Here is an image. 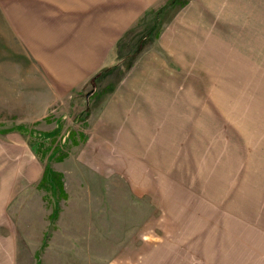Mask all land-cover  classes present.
<instances>
[{"label": "rangeland", "instance_id": "obj_1", "mask_svg": "<svg viewBox=\"0 0 264 264\" xmlns=\"http://www.w3.org/2000/svg\"><path fill=\"white\" fill-rule=\"evenodd\" d=\"M190 1L127 21V0H0V130L39 134L0 132V264L166 263L220 220L219 184L264 143V89H250L264 86V0L233 27L245 42L220 40L231 26L203 41L198 26L196 42L174 43L194 28L178 17ZM124 82L127 153L106 135L123 121Z\"/></svg>", "mask_w": 264, "mask_h": 264}, {"label": "crops", "instance_id": "obj_2", "mask_svg": "<svg viewBox=\"0 0 264 264\" xmlns=\"http://www.w3.org/2000/svg\"><path fill=\"white\" fill-rule=\"evenodd\" d=\"M168 1L127 0V21L141 15L142 11L147 8H153L150 10H158L160 8L164 10L168 6L166 5ZM216 1L217 3L213 4L212 0H191L183 10L186 12L178 17L180 24L190 27L194 26V28L188 29L189 32L184 37L178 36L175 30L174 35H172L174 43L186 41L191 44L192 42H196V37L190 31L198 29V26H201V34H206L204 35L205 37L212 34V32H207L206 29L215 26H231L229 33H227V29L226 33H224L225 35L219 33L221 35L220 40L226 43L228 41L245 42L246 38L241 36V30L238 29V25L242 27L246 23L243 24L242 21H238V18L242 20L244 12L249 17L252 9L253 11H257L260 0ZM193 19H195L194 22ZM154 24H156L155 21L151 25ZM235 26L238 27L234 29L233 27ZM132 29L127 28V32ZM208 40L210 39L207 37L203 41ZM114 59H116V56ZM99 69L86 79L82 88L89 83L91 77ZM237 74L243 73L237 72ZM259 74L264 75V70H261ZM124 83L126 88L124 90L125 105L123 121L120 123L116 119L118 124H115L113 129H109L106 135H108V138L123 139L126 145L116 147L115 149H125L124 153H127V82ZM241 83H244L245 87H249L250 80L245 78ZM95 87V84L92 85L93 92L95 91ZM254 88L264 89V86H260V81H256L254 78L251 81L250 89ZM152 106L154 107L148 109L154 112L157 104H152ZM117 126L118 129H116ZM129 129L131 130V128ZM93 138L96 137L89 135V141L91 142L90 149L92 151L95 148V144H92ZM96 141L99 143L100 139L97 137ZM98 152H100L99 148L96 150V153ZM252 154L250 167L247 165L248 161L240 164L242 167L239 169L235 167L237 171L239 170L241 176L235 174L233 178L230 177L224 180L226 183L219 184L221 188L219 189V197L216 199L220 203L227 202L229 206L223 207L221 204L222 213L218 222H204L203 242L191 240L187 243V246L181 247V250H184L182 253H185L182 258L173 257L166 263L162 259L157 258L155 264H264V143L260 147H256ZM122 168L125 171L127 170V167ZM213 200L215 201V199ZM160 246L159 243L156 244V248ZM177 249L179 248L177 247ZM146 263H148L147 259Z\"/></svg>", "mask_w": 264, "mask_h": 264}, {"label": "trees", "instance_id": "obj_3", "mask_svg": "<svg viewBox=\"0 0 264 264\" xmlns=\"http://www.w3.org/2000/svg\"><path fill=\"white\" fill-rule=\"evenodd\" d=\"M174 1H177V0H169L166 5H169L170 3L174 2ZM161 10H162L161 8L158 9L157 13H160ZM155 28H156V24L148 26V28L145 30V32L143 34V36H145V37H139V38L136 39V41H135V43L133 45V47H135V48H133L134 49L133 53H131L132 54V58H134V56L138 52L141 51V49L143 48L145 43L147 41H149L148 39H146L147 37L151 40V34L153 33ZM130 33H131V30L127 32L128 35ZM131 61H132V59L131 60L129 59L128 61L122 59L121 63L123 64V69L124 68H128L130 66V62ZM119 63L114 64V65H112L110 67L101 68L93 77H91V79L89 80V83L91 85H94L96 83V81H98L100 79V77H102L103 75L107 74L109 71L115 69ZM11 130H15V131L17 130L19 133L29 134V135H32V133L35 135V133H37V132H35V131L31 130V129H27L24 126H17V127H13V128H10V129L0 130V132H8V131H11ZM57 131H58V129H55L54 133L57 132ZM38 135H35V136L38 137ZM40 135H44V133L40 134ZM46 135H49V133H46L45 136ZM52 173H53V170H51L49 167L45 166L44 171H43V175L41 177V180L39 181L40 186H42L44 183H46L45 187H48L49 181L53 180L52 176H51ZM58 184L61 185L60 183H58Z\"/></svg>", "mask_w": 264, "mask_h": 264}]
</instances>
